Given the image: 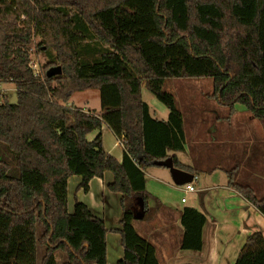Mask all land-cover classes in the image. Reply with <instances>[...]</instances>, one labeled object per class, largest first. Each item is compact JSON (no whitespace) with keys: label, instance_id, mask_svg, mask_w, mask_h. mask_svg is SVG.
I'll return each mask as SVG.
<instances>
[{"label":"trees","instance_id":"16d2710c","mask_svg":"<svg viewBox=\"0 0 264 264\" xmlns=\"http://www.w3.org/2000/svg\"><path fill=\"white\" fill-rule=\"evenodd\" d=\"M34 37V54L47 58L37 75ZM207 78L210 97L229 115L244 107L264 135V0H0V83L16 92L15 104H0V264H58L56 252L61 264H106L103 222L82 203L71 213L67 206L70 177L87 192L105 172L107 190L119 195L116 264H158L134 228L133 203L149 211L145 171L184 149L182 114L165 85ZM141 88L164 106L165 120L150 115ZM90 89L99 92L98 116L64 105ZM102 125L122 145L120 162L102 149ZM235 173L227 186L264 217V196ZM204 224L197 210L181 211L182 250L202 249ZM234 264H264L260 232L247 236Z\"/></svg>","mask_w":264,"mask_h":264},{"label":"crops","instance_id":"0c3cea01","mask_svg":"<svg viewBox=\"0 0 264 264\" xmlns=\"http://www.w3.org/2000/svg\"><path fill=\"white\" fill-rule=\"evenodd\" d=\"M151 103V107L148 105L150 115L155 119L165 120L167 110L157 106L153 101ZM235 107L234 105L232 116L237 117L238 115L244 116V114H247L244 108L239 109ZM181 114L185 140L184 149L181 152H169L168 155L170 157L175 156L180 164L192 169L193 173L191 175L197 176V180L194 182L195 191L190 193L185 192L182 186L183 195L179 199V202L183 206L175 207L166 198L159 196L154 191L148 190L145 179L146 191L152 196L146 201L149 211L147 212L141 208V200L139 201V198L134 200L132 207L134 228L137 234L143 237L154 248L156 258L157 252L161 253L160 256L165 259V264H234L237 254L248 235L253 232H260L264 236V217L232 188L227 186L228 170H225L224 168L226 167H223L219 161H227L235 165V168L232 170H236L235 182L237 184H239L238 180L243 171L246 174V179H248V181H245L247 183L246 186L253 190L254 195L256 190L264 193V147L258 145L259 148L256 151H248L249 149H247L245 157L241 159L237 157L238 160L234 162L233 159L237 156L235 150L230 152L227 149V151H220L219 154H215L219 158L217 164L211 166L212 168L208 171L221 169L225 174L226 180L218 184L206 183L200 187L198 186L199 172H201V168L207 170L208 165H204V167L203 165L200 166L201 163H197L195 159L190 157L191 154L187 148V135L185 133V113L183 115L181 112ZM250 120L254 121L251 116ZM199 121L197 120V122L192 123V127L189 129L191 130L192 140L202 134V131L199 130L205 124L203 122L199 123ZM228 127L232 128V122L229 123ZM246 128H249V131H251L248 124L244 123V130ZM249 131L247 132L246 139L252 142L254 139ZM214 134L220 135L217 131ZM222 134L227 135L226 133ZM94 135L93 133L92 139ZM101 137L103 151L120 162L122 158V145L120 141L113 136L105 125L101 127ZM228 137L233 138L235 143H239L244 136H237L239 139L231 135H228ZM262 140H264V135ZM118 147L121 148L120 151H117ZM258 151L260 153L257 155ZM205 158H207V155ZM145 177L155 179L156 181L159 180L162 185H166V182L172 181L168 170L162 167L147 169ZM80 181L81 178L79 176H72L67 181L68 213L72 212L74 202L76 201L84 204L95 218L103 222L107 230L105 238L106 264H116L122 258L123 252L120 246V236L113 232L120 229L121 212L118 201L119 195L110 193L106 188L112 182V176L110 173L105 172L101 179H91L88 182L87 192L78 188ZM189 195L194 196L187 200ZM181 199H185V201L181 202ZM187 203L189 205H186ZM185 207L193 208L205 217V224L202 229V249L200 251L181 249L182 228L180 225V214ZM112 252H114V257H112ZM158 264H160L159 261Z\"/></svg>","mask_w":264,"mask_h":264},{"label":"rangeland","instance_id":"374dc122","mask_svg":"<svg viewBox=\"0 0 264 264\" xmlns=\"http://www.w3.org/2000/svg\"><path fill=\"white\" fill-rule=\"evenodd\" d=\"M39 41L37 37H34L33 44L31 45V55L30 61L31 66L34 73L37 75L39 73L40 66L46 62V56L40 55L36 56L34 54V45ZM165 89H169L174 96L175 103L177 107L179 106V110L185 113L184 116V124H185V133L187 135V148L190 157L195 159L198 163H201L200 166L208 165V169L201 168V172L199 175V183L198 186H203L206 183H223L226 180L225 174L220 169H213L212 171H208L211 166H215L217 164L218 156L215 154H219L221 151L230 150V152L236 151L235 158L233 162L245 157V152L253 151L259 148L258 145L264 147V140L261 141L263 134L261 130V126L259 123L254 120H250V116L244 114V116L238 115L237 117L229 115L228 108L217 104L211 97L212 93V84L210 79H177L169 82V85H165ZM207 95V96H206ZM6 99L9 104H15L16 102V92L13 84L10 83H0V104H2L3 100ZM141 99L149 105L152 106V101L159 107L164 108V106L159 103L146 89L141 88ZM67 107L76 108L84 111L85 113L91 115H99V92L96 89H90L81 92H75L69 101L64 104ZM235 108L242 109L241 105H235ZM232 116V117H231ZM203 122L204 127L199 131H202L198 137H195L193 140L191 135L192 123ZM250 120V122H248ZM232 122V128H229V123ZM244 123H247L249 128L244 130ZM216 128V129H215ZM189 130V131H188ZM198 131V130H197ZM217 131L219 134H214ZM251 132L252 138L254 139L252 142L246 139L247 132ZM222 133H226L227 135H223ZM228 135L234 136L236 139H239V136H244L239 143H235L234 139L228 137ZM93 133L87 136V140L91 141ZM238 136V137H237ZM260 141V144H259ZM189 144V146H188ZM191 144V145H190ZM257 146V147H256ZM121 148L118 147L117 151H120ZM116 151V150H115ZM260 151L257 152V155ZM207 155V158H205ZM264 158V157H263ZM259 159H261L259 157ZM225 170H232L235 168L233 163H228L227 161L221 162ZM243 172V171H242ZM239 177L238 183L247 185L245 181L246 179L245 172L242 173ZM147 189L150 191H154L159 196L166 198L170 201L175 207L183 206L179 199L183 195L182 186L178 187L170 182H166V185H162L161 182L156 181L155 179H151L149 177H145ZM251 181V180H249ZM253 182V181H252ZM71 189V188H70ZM69 189V190H70ZM146 189V188H145ZM146 189V190H147ZM262 192V191H261ZM255 195L257 198H261L264 196V193H260L259 191H255ZM187 196V195H186ZM186 196H184L186 198ZM194 195H189L187 200L192 198ZM140 201V199H138ZM185 200V199H184ZM186 205H189L187 203ZM43 255V248H37V259L39 260ZM160 252H157V258L160 264H165V259H163ZM111 256V255H110ZM112 257H114V252H112ZM109 258V257H108ZM55 260L58 264H61L65 261V257L62 253H55ZM111 261V259L109 258Z\"/></svg>","mask_w":264,"mask_h":264},{"label":"water","instance_id":"95a60500","mask_svg":"<svg viewBox=\"0 0 264 264\" xmlns=\"http://www.w3.org/2000/svg\"><path fill=\"white\" fill-rule=\"evenodd\" d=\"M59 73H60V68L58 66L51 68L47 71L48 76L59 74ZM154 165L157 167H162V168L167 169L170 174L173 184L178 187L184 186L185 184L190 183L192 180L193 176L191 174L184 172L180 169H177L173 166V163L170 157L162 161H156L154 162Z\"/></svg>","mask_w":264,"mask_h":264},{"label":"built area","instance_id":"2783aa9c","mask_svg":"<svg viewBox=\"0 0 264 264\" xmlns=\"http://www.w3.org/2000/svg\"><path fill=\"white\" fill-rule=\"evenodd\" d=\"M196 180H197V176H193L191 182L188 183V184H185V185L183 186V190H184L185 192H188V193H190V192H194V191H195V188H194V182H195ZM184 201H185L184 199H181V202H184Z\"/></svg>","mask_w":264,"mask_h":264}]
</instances>
